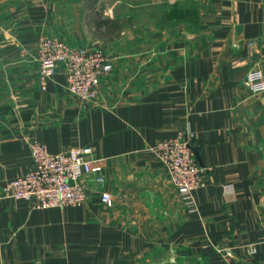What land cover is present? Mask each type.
Returning <instances> with one entry per match:
<instances>
[{
  "label": "crops",
  "instance_id": "crops-1",
  "mask_svg": "<svg viewBox=\"0 0 264 264\" xmlns=\"http://www.w3.org/2000/svg\"><path fill=\"white\" fill-rule=\"evenodd\" d=\"M47 33L102 48L113 69L92 101L60 67L38 82ZM264 0L0 1V264H264ZM205 185L188 212L152 146L180 131ZM90 145L104 185L77 206L4 197L34 163L30 142ZM112 200H101V191Z\"/></svg>",
  "mask_w": 264,
  "mask_h": 264
},
{
  "label": "built area",
  "instance_id": "built-area-1",
  "mask_svg": "<svg viewBox=\"0 0 264 264\" xmlns=\"http://www.w3.org/2000/svg\"><path fill=\"white\" fill-rule=\"evenodd\" d=\"M1 1V0H0ZM38 82L48 90L50 81L62 67L68 90L80 100L92 101L100 94L102 77L113 69V63L102 48L86 49L68 44L64 39L42 33L38 38ZM247 83L256 91L264 90V77L252 70ZM195 132L180 131L176 136L159 140L152 146L156 158L166 167L171 180L188 212L198 209L194 192L205 185L193 141ZM33 167L7 181L4 197L15 202L25 201L37 208L77 206L88 198L86 177L95 182L107 181L105 157L95 156L93 147L72 146L52 152L39 138L30 142ZM101 200L108 203L112 194L101 191Z\"/></svg>",
  "mask_w": 264,
  "mask_h": 264
},
{
  "label": "rangeland",
  "instance_id": "rangeland-1",
  "mask_svg": "<svg viewBox=\"0 0 264 264\" xmlns=\"http://www.w3.org/2000/svg\"><path fill=\"white\" fill-rule=\"evenodd\" d=\"M59 37V36H58ZM61 38V37H60ZM63 39V38H62Z\"/></svg>",
  "mask_w": 264,
  "mask_h": 264
}]
</instances>
